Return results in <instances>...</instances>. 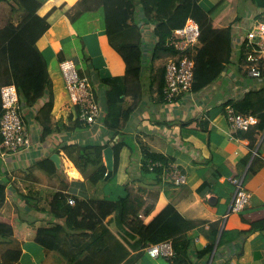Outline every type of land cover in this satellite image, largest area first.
Segmentation results:
<instances>
[{
    "label": "crops",
    "instance_id": "obj_1",
    "mask_svg": "<svg viewBox=\"0 0 264 264\" xmlns=\"http://www.w3.org/2000/svg\"><path fill=\"white\" fill-rule=\"evenodd\" d=\"M36 1L41 3L38 12L23 22L19 32L48 57V87L34 105L21 103L31 145L7 154H2L0 149V181L7 184L0 216L10 221L9 233L21 241L20 263L44 261L45 249L36 242L35 235L39 227L51 225L50 214L32 209L21 194H28L30 199L35 197L33 201L48 209L52 195L63 191L77 199L73 213L76 220L110 222L116 202L108 186L127 184L133 196L143 203L140 214L144 219L157 212L163 202L171 201L185 217L199 222L187 232L191 245L184 257L189 263L264 264V166L252 174H246L249 162L242 168L243 185L252 192V197L243 210L229 212L235 194L230 177L234 170H239L241 159L255 150L264 159V75L249 74L244 47L251 21L264 19V0L199 1L217 20L206 42H199L195 47L207 46L225 68L205 88L172 100H167L159 90L162 67L165 68L162 63L166 59L149 61L150 48L157 37L153 23L144 19L140 8L135 20L143 31L144 61L140 78L129 82L124 101L126 108L134 109L128 120L115 129L104 120L108 86L100 79L124 75L123 58L109 43L104 28L76 30L66 10L79 7L81 0ZM22 15L18 0H0V28L10 21L18 24ZM84 23V20L79 22ZM67 58L90 77L97 99L104 107L92 124L81 121L77 109L67 104L69 95L60 67V61ZM50 94L54 99L53 131L42 139L37 115ZM229 103L237 110L256 113L258 124L247 131L233 128L225 110ZM190 120L191 124H182ZM119 141L126 144L120 148L119 165L112 174L116 182H90L82 171L89 158L81 157V150L100 145L113 148L114 142ZM145 150L174 161L186 174L187 182L175 185L154 173H144L141 166ZM50 160L62 172L50 173L47 168L52 165ZM103 161L106 165L104 154ZM214 221H219V232L212 243L210 224ZM222 234L223 241L219 242ZM89 237V230L78 232L72 241L81 245ZM120 237L131 248L130 255L121 264H172L167 257L149 255L146 247L139 246V240L131 241L121 234ZM211 244L213 248L205 253Z\"/></svg>",
    "mask_w": 264,
    "mask_h": 264
},
{
    "label": "trees",
    "instance_id": "obj_2",
    "mask_svg": "<svg viewBox=\"0 0 264 264\" xmlns=\"http://www.w3.org/2000/svg\"><path fill=\"white\" fill-rule=\"evenodd\" d=\"M200 0H81L77 8L67 9L72 24L77 31H88L93 27L105 29L109 43L120 54L125 62V74L103 77L100 79L107 87L105 94V116L107 126L118 128L129 118L134 107L124 106L125 97L129 93V82L140 78V71L144 61L143 31L135 20L139 9H142L144 19L153 23V32L157 40L150 48L149 61L167 58L175 54L172 47L166 45V40L172 31L181 27L187 18H194L200 26L199 42H206L210 36L217 18L206 12L199 3ZM84 2V5L82 4ZM23 9V15L18 24L8 22L0 28V87L10 78L15 82L23 105L32 106L42 96L48 87V57L36 44L27 41L19 32V27L34 13L38 12L41 3L36 0H18ZM84 20V24H79ZM132 21L131 22H129ZM245 47V44H244ZM246 48V47H245ZM194 58L196 61L194 71L193 91H199L215 81L225 68L222 63L205 46L195 47ZM80 74L83 76L80 72ZM165 68L162 67V83L160 91L163 92L165 83ZM263 76V75H262ZM96 89V88H95ZM97 95V94H96ZM164 95V92H163ZM54 105L53 96L50 94L38 111L37 119L42 126L41 138L44 139L53 131L51 126V112ZM103 107V105H102ZM104 108V107H103ZM243 110L239 108V111ZM246 112V111H244ZM256 114V113H254ZM257 115V114H256ZM1 116V96H0ZM192 121L183 122L189 125ZM126 144L124 141L114 142V167L119 165L120 148ZM106 145L84 148L81 157H88L85 173L90 182L97 184L101 181L108 183L113 176L105 178L108 171L103 161V152ZM108 147V146H107ZM145 149V148H144ZM141 170L144 173H154L163 178L164 169L152 164L168 160L163 155L145 150ZM94 154V157H90ZM48 168L50 173L62 172L56 164ZM249 166L246 174L258 172L264 166V159L252 152L246 154L240 161L239 170L231 176L241 178L242 168ZM94 169L87 173L90 165ZM165 180V179H164ZM109 194L114 196L116 209L112 221L102 219L92 220V223L76 220L73 213L77 208V199L69 193L58 191L52 195L49 208L41 207L33 201L35 197L21 194L24 202L32 209L46 211L51 216V225L41 226L37 229L35 240L40 243L46 252V257L41 264H121L131 253L129 242L121 239L120 234L128 240H139V246L146 247L153 243L170 239L173 243L175 255L170 259L172 264H191L184 254L191 245V237L187 232L196 227L199 222L185 217L171 201H165L157 212L144 219L141 213L143 203L137 199L133 190L127 184L108 186ZM5 181H0V208L6 200ZM75 202L70 203V199ZM136 199V200H135ZM141 215V216H140ZM23 220L22 218H19ZM0 264H21V241L9 233L12 225L10 221L0 216ZM213 233L210 236L212 243L219 232V221L211 222ZM90 231V237L81 245L72 241V236L78 232ZM224 235L220 236L222 242ZM213 245L209 246L210 251ZM160 256V255H159ZM162 256V255H161Z\"/></svg>",
    "mask_w": 264,
    "mask_h": 264
},
{
    "label": "built area",
    "instance_id": "obj_3",
    "mask_svg": "<svg viewBox=\"0 0 264 264\" xmlns=\"http://www.w3.org/2000/svg\"><path fill=\"white\" fill-rule=\"evenodd\" d=\"M200 26L192 18H187L183 26L172 31L166 40V45L176 52L166 58L164 97L172 100L182 94L190 93L194 81L196 61L194 47L199 43ZM244 44L246 47V65L251 76L264 75V19H255L247 28ZM66 89L69 95L68 106L77 109L78 118L88 124L96 122L102 114L103 107L96 96V90L89 76L81 75L72 59L60 61ZM1 116H0V149L2 154L23 150L31 145V138L26 121L21 112V102L17 86L11 80L5 81L0 87ZM226 116L231 126L238 130L247 131L257 125L259 118L252 112L235 109L232 104L225 106ZM257 150L254 151L256 154ZM164 169L163 178L175 185L187 182L186 174L177 164L168 160L167 163L158 161L151 165ZM235 194L229 212H239L249 203L252 192L243 185L242 178H232ZM70 199V203H74ZM141 216V215H140ZM148 254L157 257L162 255L168 259L175 255L170 239L147 246Z\"/></svg>",
    "mask_w": 264,
    "mask_h": 264
},
{
    "label": "water",
    "instance_id": "obj_4",
    "mask_svg": "<svg viewBox=\"0 0 264 264\" xmlns=\"http://www.w3.org/2000/svg\"><path fill=\"white\" fill-rule=\"evenodd\" d=\"M114 150L111 146H108L104 149V158L106 161V166L108 171L106 173L105 178H109L113 174V167H114V157H113Z\"/></svg>",
    "mask_w": 264,
    "mask_h": 264
},
{
    "label": "rangeland",
    "instance_id": "obj_5",
    "mask_svg": "<svg viewBox=\"0 0 264 264\" xmlns=\"http://www.w3.org/2000/svg\"><path fill=\"white\" fill-rule=\"evenodd\" d=\"M164 63H165V60H163L162 65H163ZM94 167H95V165H93V164L90 165L89 168L86 169V172H87V173H90V172L94 169ZM102 182L105 183L104 181H101V182H99V183H102ZM111 182H112V183H115V182H116V176L113 177V178L111 179Z\"/></svg>",
    "mask_w": 264,
    "mask_h": 264
},
{
    "label": "bare ground",
    "instance_id": "obj_6",
    "mask_svg": "<svg viewBox=\"0 0 264 264\" xmlns=\"http://www.w3.org/2000/svg\"><path fill=\"white\" fill-rule=\"evenodd\" d=\"M72 167V166H71Z\"/></svg>",
    "mask_w": 264,
    "mask_h": 264
}]
</instances>
